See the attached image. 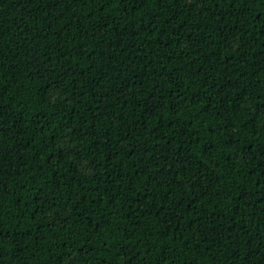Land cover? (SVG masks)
<instances>
[{
    "label": "trees",
    "instance_id": "trees-1",
    "mask_svg": "<svg viewBox=\"0 0 264 264\" xmlns=\"http://www.w3.org/2000/svg\"><path fill=\"white\" fill-rule=\"evenodd\" d=\"M0 264H264V0H0Z\"/></svg>",
    "mask_w": 264,
    "mask_h": 264
}]
</instances>
